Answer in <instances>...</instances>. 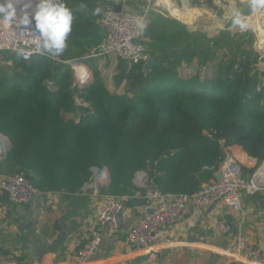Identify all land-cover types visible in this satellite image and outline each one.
I'll return each mask as SVG.
<instances>
[{
  "label": "trees",
  "instance_id": "16d2710c",
  "mask_svg": "<svg viewBox=\"0 0 264 264\" xmlns=\"http://www.w3.org/2000/svg\"><path fill=\"white\" fill-rule=\"evenodd\" d=\"M61 2L74 10L86 6L74 12L67 47L58 55L68 60L101 42L92 12L104 0ZM145 36L159 64L144 71L118 58L113 81L115 87L127 84L123 94L111 90L96 68L91 82L80 86L67 64L1 51L0 133L11 146L0 169L23 170L42 192L73 193L89 179L91 167L106 166L110 180L102 191L110 194L132 193L134 174L142 169L161 192L191 194L215 180L228 146L240 145L264 161L263 76L242 65L256 62L258 53L247 57L245 49L221 36H196L177 27L160 33L154 18ZM161 36L172 44L170 53L159 50ZM224 45L226 62L220 59L212 76L196 67L191 76L181 74L182 62L192 68L197 59L201 68L220 57ZM91 60L83 62L88 66Z\"/></svg>",
  "mask_w": 264,
  "mask_h": 264
},
{
  "label": "crops",
  "instance_id": "0c3cea01",
  "mask_svg": "<svg viewBox=\"0 0 264 264\" xmlns=\"http://www.w3.org/2000/svg\"><path fill=\"white\" fill-rule=\"evenodd\" d=\"M131 2L138 3L139 0H124V7L135 11H141L150 2L152 6L149 13L159 22L160 33L177 27L196 36L207 35L208 38L221 36L229 44L234 43L245 49L247 57H250L252 52H257L259 55L258 51L263 43L260 34L257 37V34L254 32L251 34L249 30L243 32L238 25L235 29L230 26V20L233 19V12L236 9L242 11L243 17L246 16L247 10L244 7H247V4H237L239 2L237 1L230 7H225V10L218 15L217 6L212 9L202 8V0L196 4L191 3V0H177L180 9H173L172 12L168 10L171 6L169 0L139 2V10L131 8ZM209 2L211 3L212 0ZM111 3L112 0H104L103 6L110 7ZM155 4L162 8H155ZM193 10L197 11V17L191 18L193 25L189 26L187 23ZM261 24L258 18H255L254 25L259 32ZM144 39L149 40L146 36ZM160 40L159 50L170 53L172 44L168 40L164 41L162 36ZM251 42L259 48L253 49ZM225 53H227L226 45L217 53L220 57L215 61H208L199 69V63L194 59L191 69L194 70L196 67L203 76V71L216 66L220 59L226 62ZM249 63L253 65L250 68L260 67L257 62ZM190 66L182 62L180 69ZM262 79L264 81V77ZM6 152L0 147L2 167ZM225 153L232 154L238 160L244 176L260 163L257 159L248 156L240 145L226 147ZM13 170L15 168L11 171ZM262 197L259 194L254 197L243 196V206L240 210L215 202L192 222H189L186 216L183 217L177 224L168 228L166 236L156 239L153 245L155 258L151 262L147 261L146 250L132 248L125 241L128 229L146 210L142 200L135 199L119 214L117 231L103 229L100 245L85 264H264V217L258 210ZM97 204L98 198L86 192L84 185L73 193L61 190L45 191L30 204L12 203L6 195L0 194V254L9 252L18 254L20 264H77L76 252L89 237L96 217ZM41 206L43 209L38 208ZM249 207H254V210L249 211ZM220 218H226L230 223V230L225 234L215 230V223ZM241 235L246 236L251 244L260 249L263 261L251 263L242 257L235 260L232 256L222 254L223 250H233ZM214 255H217L215 262L212 261Z\"/></svg>",
  "mask_w": 264,
  "mask_h": 264
},
{
  "label": "built area",
  "instance_id": "2783aa9c",
  "mask_svg": "<svg viewBox=\"0 0 264 264\" xmlns=\"http://www.w3.org/2000/svg\"><path fill=\"white\" fill-rule=\"evenodd\" d=\"M123 1L112 0L111 6L105 8L96 19V23L101 29L102 40L97 48L91 50V56L117 57L131 64L141 65L143 68L150 57L144 39V31L150 24L151 4L149 2L141 11H135L124 7ZM120 3L122 4L121 10L116 11L115 6ZM16 7V18L10 21L0 18V52L8 51L18 54L19 51L18 55L23 59L41 56L54 63H67L58 55L53 56L36 50L34 40L39 36V33L27 34L22 30L19 22L21 5L17 4ZM34 11L35 5L29 9L30 13ZM136 19H143L146 23V28L143 31L137 28ZM34 23L33 21V27ZM72 67L74 84L80 86L88 84L90 74L86 67L84 66L86 74L81 77L77 76L75 67ZM47 86L52 88V82L47 81ZM76 102L79 103V100L76 99ZM10 146L9 139L0 133V147L7 151ZM90 170V177L83 185L86 192L98 198V204L89 237L77 249L75 256L77 264H85L97 250L104 228L112 231L119 229V214L132 199L142 200L146 210L128 229L125 241L132 248L146 250L148 262L155 258L153 245L156 239L166 236L170 226L177 224L185 216L189 222L196 220L215 202H221L232 209L240 210L243 206V196L254 197L259 194L263 197L258 204V210L264 217V161L260 162L252 173L244 176L238 160L232 154L225 153L218 168L222 172V178L202 184L198 190L191 194L161 192L148 179L146 171L142 169L137 170L134 174L132 193H105L102 189L110 180L108 168L93 166ZM61 191L66 192L63 189ZM44 193L29 181L23 170L5 172L0 169V194L6 195L10 202L30 204L37 196ZM40 208L43 209V206ZM248 210L252 212L254 207H249ZM215 230L225 234L230 230V223L226 218H220L215 223ZM222 254L228 257L232 256L235 260L242 257L251 263L263 261L260 249L251 244L249 239L243 235L238 238L233 250H223ZM0 264H20L18 254L14 252L0 254Z\"/></svg>",
  "mask_w": 264,
  "mask_h": 264
},
{
  "label": "clouds",
  "instance_id": "9594fccd",
  "mask_svg": "<svg viewBox=\"0 0 264 264\" xmlns=\"http://www.w3.org/2000/svg\"><path fill=\"white\" fill-rule=\"evenodd\" d=\"M17 4L21 5L19 22L22 30L27 34L38 32L39 36L34 40L36 50L53 56L62 54L67 47V37L72 32L75 18L74 12L86 10L83 4L74 10L58 0H0V18L9 21L16 18ZM33 5L35 11L30 13L29 9H32ZM247 5L253 11L264 9V0H247ZM99 12L100 9L96 8L92 15H98ZM135 23L140 31L146 28L143 19H136ZM233 23L241 30L249 27L240 9L233 12Z\"/></svg>",
  "mask_w": 264,
  "mask_h": 264
},
{
  "label": "rangeland",
  "instance_id": "374dc122",
  "mask_svg": "<svg viewBox=\"0 0 264 264\" xmlns=\"http://www.w3.org/2000/svg\"><path fill=\"white\" fill-rule=\"evenodd\" d=\"M143 1H145V0H139L140 3H143ZM237 1H239V0H212V2L210 3L209 0L208 1L207 0H202V6L201 7L202 8H211L212 9V8H214V6H217L219 8V10L216 12V14L219 15L223 10H225V7H230L233 3L235 4ZM60 2H61V0H60ZM139 2L138 3L131 2V8L139 10V7H138L139 6ZM154 6L157 9L162 8V7H160L157 4H155ZM192 7L194 8V6H192ZM99 9H100V12L97 15V18L99 17L101 12L105 9V7L101 6ZM244 9L247 10L245 12L246 16H244V17L250 18V19H246L247 21L252 20V17H254V15L256 14V17L262 23V20L264 18V16L262 15L264 13V9H259V10L253 11L251 8L248 7V5H247V7H244ZM211 11H214V10H211ZM194 16L197 17V11L196 10H193L192 13H190V15H189L190 18L188 19V23H187L189 26L193 25L192 22H191V18H193ZM151 18H153L152 15H151ZM194 25H197V24H194ZM230 26H233L234 29L236 28V25L233 23V19L230 20ZM195 28L197 29V26H195ZM247 30H249L248 32H251V34H253L252 32H254L255 34H257V37H258L259 30L257 29V26L254 25V23L252 24V21L249 23V27L247 29H245V30H242V31L244 32V31H247ZM101 37H102V34H101ZM253 39H255V37ZM239 40H240V38H238V41ZM98 45L96 47H93L92 49L97 48ZM251 46H252L253 49L259 48L254 43H252ZM92 49L87 50L85 55L66 60L67 63H65V64H67L72 70H73L72 66H75L77 64L78 65L79 64L84 65L86 67V69L88 70V73L90 74V81L92 80L93 69L96 68L99 71V73L106 79V81L108 83V86H109V88L111 90H115V92H117L119 94H123L125 89H126V87H127V84L123 83L120 87H115L114 86V81H113V77L117 74V70H118V58L117 57H107V56H104V55L91 56V52H92L91 50ZM258 52H259V55H257L255 58H256V62L258 63V66H260V67H256V66H254V67H256L258 69L259 75L264 77V68H263V66H264L263 65L264 64V59H263L264 55H262L260 51H258ZM261 56H263V57H261ZM83 57H86V58H83ZM87 58H91L92 59L90 61V63H89V65L91 67H88L89 65L87 66V64L86 63L84 64V62H83ZM239 61H242V60H239ZM242 62H243L242 63L243 66L247 65L249 68L251 66H253L252 63H249V62H246V61H242ZM3 66L5 68H8L10 66V63L6 62V63L3 64ZM214 70H215V66L207 68L206 70L203 71V76H212L213 73H214ZM180 72H181V74H183L184 76H187V77L191 76V75H193L195 73L191 69V66L190 67H186L185 69L181 68Z\"/></svg>",
  "mask_w": 264,
  "mask_h": 264
},
{
  "label": "water",
  "instance_id": "95a60500",
  "mask_svg": "<svg viewBox=\"0 0 264 264\" xmlns=\"http://www.w3.org/2000/svg\"><path fill=\"white\" fill-rule=\"evenodd\" d=\"M169 2L171 4V6L168 7V10L170 12H172L173 9L174 10L180 9L179 6H178L177 0H169ZM187 2L190 5V2L189 1H187ZM121 7H122V4L120 3V4H118V5L115 6V10L116 11H120L121 10ZM263 27H264V24H263ZM259 51L262 54H264V47L262 45L260 46ZM158 63L159 62H158L157 58L154 55H150L148 62L146 64H144V66H143V70L144 71H148L153 66L158 65ZM221 178H222V172H221V170H218L216 172V174H215V179H221ZM134 201H135V199H132L131 200V202H134ZM38 208H40V207H38ZM148 211H150V210H148ZM38 213H39V210H38ZM216 259H217V255H214L212 261L215 262Z\"/></svg>",
  "mask_w": 264,
  "mask_h": 264
},
{
  "label": "bare ground",
  "instance_id": "6f19581e",
  "mask_svg": "<svg viewBox=\"0 0 264 264\" xmlns=\"http://www.w3.org/2000/svg\"><path fill=\"white\" fill-rule=\"evenodd\" d=\"M241 3L247 4V0H239V2L237 4H241ZM262 15L264 16V13ZM255 18H257L256 14L254 15V17H252V20L248 21V23H250L252 21V24H253ZM263 24H264V18L262 20V24H261V28H260V32H259L261 39L263 40L262 46L264 47V27H263ZM74 67H75V71H76L77 76L81 77V76H84L86 74V69L84 66L76 65Z\"/></svg>",
  "mask_w": 264,
  "mask_h": 264
}]
</instances>
